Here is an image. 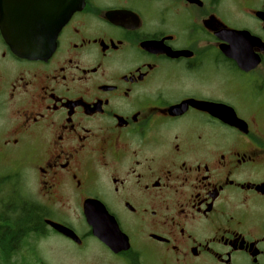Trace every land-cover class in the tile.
<instances>
[{"label": "flooded vegetation", "instance_id": "af4514ba", "mask_svg": "<svg viewBox=\"0 0 264 264\" xmlns=\"http://www.w3.org/2000/svg\"><path fill=\"white\" fill-rule=\"evenodd\" d=\"M0 65L10 189L39 212L18 264L70 210L63 237L93 236L86 202L128 237L116 264H264V0H85L45 59L0 35Z\"/></svg>", "mask_w": 264, "mask_h": 264}, {"label": "water", "instance_id": "95a60500", "mask_svg": "<svg viewBox=\"0 0 264 264\" xmlns=\"http://www.w3.org/2000/svg\"><path fill=\"white\" fill-rule=\"evenodd\" d=\"M85 0H0V35L17 57L45 59L54 51L56 38L68 19L84 6ZM186 103V101L184 102ZM184 105L172 106L179 113ZM83 215L91 234L113 253L127 251L130 243L114 217L107 212L93 211L86 202ZM58 233L80 243L78 234L69 226L46 221Z\"/></svg>", "mask_w": 264, "mask_h": 264}, {"label": "rangeland", "instance_id": "374dc122", "mask_svg": "<svg viewBox=\"0 0 264 264\" xmlns=\"http://www.w3.org/2000/svg\"><path fill=\"white\" fill-rule=\"evenodd\" d=\"M2 65H0V70ZM2 76L0 74V82L2 83ZM12 116V111H2L0 109V124H4L8 118ZM13 153V154H12ZM15 151L10 149H5L0 147V195L4 196L8 200L13 199L17 200L20 197H25L21 193L22 189L19 190V193L16 195L11 192L12 182L15 176V180L18 185L25 187L26 174H25V160L23 156H17L13 158ZM20 153V152H19ZM18 154V153H17ZM13 155V156H12ZM17 174V175H16ZM17 176V177H16ZM14 180V182H15ZM16 195V196H15ZM69 213L74 216L72 218L73 223L71 227L78 234L81 235L86 232L87 226L83 219L78 220V212L75 210H70ZM29 244H21L20 251L16 252L14 257L10 258L8 262L11 264L20 263V257L24 254L26 255L30 247ZM35 251L38 250L39 256L43 258L46 264H116V261H123L125 258L116 256L113 254L105 245L95 239L93 236L84 237L82 246L76 245L75 243L69 241L67 238L49 230L47 232H42L37 235L36 242L32 243ZM26 246L28 248H26ZM23 255L22 264H25V259L30 261L32 256L27 259ZM2 264H7L3 258L1 259Z\"/></svg>", "mask_w": 264, "mask_h": 264}, {"label": "trees", "instance_id": "16d2710c", "mask_svg": "<svg viewBox=\"0 0 264 264\" xmlns=\"http://www.w3.org/2000/svg\"><path fill=\"white\" fill-rule=\"evenodd\" d=\"M37 206L29 205L23 198L8 200L0 195V250L3 260L9 264V252H18L27 237L33 236L38 225Z\"/></svg>", "mask_w": 264, "mask_h": 264}]
</instances>
